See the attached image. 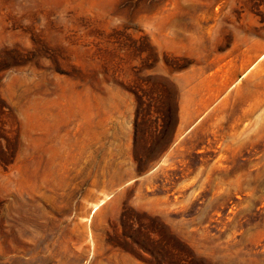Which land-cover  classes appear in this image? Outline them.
<instances>
[{
    "label": "rangeland",
    "instance_id": "1",
    "mask_svg": "<svg viewBox=\"0 0 264 264\" xmlns=\"http://www.w3.org/2000/svg\"><path fill=\"white\" fill-rule=\"evenodd\" d=\"M0 264H264V0H0Z\"/></svg>",
    "mask_w": 264,
    "mask_h": 264
},
{
    "label": "trees",
    "instance_id": "2",
    "mask_svg": "<svg viewBox=\"0 0 264 264\" xmlns=\"http://www.w3.org/2000/svg\"><path fill=\"white\" fill-rule=\"evenodd\" d=\"M136 96H137V99H138V102H139V107H138V113H137V115H138V119H137V123H136V127H137V125L139 124V116L141 115V110H142V105H143V96L142 95H140L139 94V92H137L136 93Z\"/></svg>",
    "mask_w": 264,
    "mask_h": 264
}]
</instances>
